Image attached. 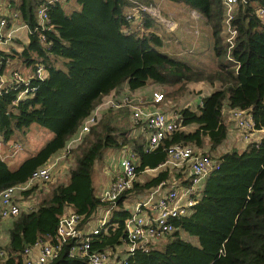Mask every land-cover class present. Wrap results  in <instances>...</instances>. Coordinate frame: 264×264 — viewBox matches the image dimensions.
<instances>
[{
  "label": "trees",
  "instance_id": "1",
  "mask_svg": "<svg viewBox=\"0 0 264 264\" xmlns=\"http://www.w3.org/2000/svg\"><path fill=\"white\" fill-rule=\"evenodd\" d=\"M5 1L31 33L19 52L12 50L2 57L9 59L10 68L17 71L12 65L14 59L26 71L42 64L48 76L43 81L32 80L31 86L36 88L33 97L16 104V90L0 94V137L7 142L15 130L36 124L51 132L53 138L14 171L0 159V192L25 183L36 169L62 151L101 100L118 92L121 85L132 93L149 83L159 84L169 89L162 91L165 99L175 94V87L184 89L187 81L218 82L219 87L202 97L196 110L185 107L165 112L176 117L179 127L149 153L144 152L143 135H133L129 128L117 129L109 121L119 110L108 109L99 115L97 124L70 151L69 158H74L67 182L53 185L34 210L21 211L11 220L9 241L3 248L8 258L0 264H23V249L37 239L53 238L59 219L68 209L85 220L108 209L92 186L93 167L104 149L130 148L139 175L163 165L168 148L174 145L192 147L218 163L219 168L206 176L191 214L174 220L177 230L166 237L168 242L161 249L151 247L147 253L136 251L127 257L128 264H264V139L242 150L215 154L230 131L223 121L225 109L249 111L255 129H264V23L255 14L256 9H264V0H249L235 13L232 26L236 36L230 50L233 61L226 59L225 12L220 0H166L182 4L205 19L214 56H224V62L212 74L159 52L164 42L153 32V20L143 15L132 26L125 19L131 8L127 0H76L80 9L69 15L63 2ZM42 3L47 4L49 30L42 32L46 43H41L39 33L34 32L36 8ZM58 59L65 61L66 71L56 67ZM164 169L144 184L135 183L128 193L149 192L161 182L178 179L184 171ZM189 183L188 177L182 185ZM125 194L95 237L93 251L122 246L124 222L131 213L121 207ZM181 233L194 237L198 244L181 239ZM54 264L88 263L82 258L70 259L62 252Z\"/></svg>",
  "mask_w": 264,
  "mask_h": 264
},
{
  "label": "built area",
  "instance_id": "2",
  "mask_svg": "<svg viewBox=\"0 0 264 264\" xmlns=\"http://www.w3.org/2000/svg\"><path fill=\"white\" fill-rule=\"evenodd\" d=\"M68 0H48L52 2H63ZM131 8L125 13V19L130 24H138L143 15L155 18L168 32L174 31V25L170 21L161 18L159 9L154 2L142 3L139 0H127ZM224 7L223 29L225 42L228 45L226 59L233 61L230 50L233 48L236 30L232 26V20L240 6H246L249 0H220ZM46 3L36 8L37 27L34 32L39 33L41 43H46L43 36L44 31L49 30ZM256 16L261 19L264 9L255 10ZM160 16V17H159ZM194 19L200 16L193 11ZM15 23V25H14ZM23 31L29 36L31 31L19 17L18 12L11 8L5 0H0V94L8 90H16L17 96L13 104L33 97L36 88L31 86V81H43L48 73L42 64H36L35 69L20 73L10 68L11 61L4 59L3 55H9L12 49L10 45L17 41V35ZM142 97L134 98L127 94L113 97L93 111L86 118L79 132L67 143L66 147L56 154L44 166L36 169L30 178L23 184L6 188L0 192V219H13L21 213L19 200L22 194L28 192L36 183L46 184L53 179L54 172L63 162L70 157V151L83 136L88 134L103 110L128 109L130 112L131 126L136 128L135 134H141L146 138L144 152L149 153L157 149L161 142L178 129L175 116L157 109L156 106L165 100L162 92L153 91L148 101ZM225 113L234 121L235 127L240 133L243 144L259 143L264 139V129L256 130L252 116L249 111L238 109H225ZM257 135V136H256ZM254 136L257 138L255 139ZM18 151L19 145H12L11 150ZM12 155H14V152ZM167 160L162 165L169 169H188L190 183L183 186L181 182H161L147 197L137 202L130 216L124 222V239L121 247L109 248L105 251H93V241L107 223L110 212L116 207L117 200L133 188L136 174V163L128 157L118 160V172L111 183L98 196L102 204L108 209L101 212L95 226L89 224L86 219L76 213H67L62 216L57 224L53 238L37 239L32 245L26 246L21 252L23 264H54L62 252L70 259L82 258L88 264H128V256L136 251L147 253L155 243L166 238L177 230L174 220L187 217L191 214L193 207L199 199L202 184L206 176L219 168L218 163L210 157L202 156L197 150L189 146L174 145L167 150ZM160 191L163 194L158 195ZM38 255L34 256V250ZM8 258L6 252L0 247V260Z\"/></svg>",
  "mask_w": 264,
  "mask_h": 264
},
{
  "label": "rangeland",
  "instance_id": "3",
  "mask_svg": "<svg viewBox=\"0 0 264 264\" xmlns=\"http://www.w3.org/2000/svg\"><path fill=\"white\" fill-rule=\"evenodd\" d=\"M63 8H64L65 13L67 15L71 14L74 11H79V9H80L79 5L76 3V0L66 1L63 4ZM151 19L154 22L153 32L158 34V36H161L162 40L168 41V43H166L167 45H169L170 47L174 46L175 45V43H174L175 35L165 32L163 30V27L160 26V23L158 20H156L155 18H152V17H151ZM261 20L264 23V16L261 18ZM172 21H175L173 23H178L177 20L172 19ZM190 22H192V25H193L194 21L190 20ZM195 23L201 24V22H195ZM14 25H15V23H14ZM176 25H178V24H176ZM201 25H202V29L206 28L203 24H201ZM187 28L189 29L188 25H187ZM177 29H176V31H177ZM195 33H196L195 35L200 34V32H198V31H196ZM188 36H189V34H188ZM195 37H197V36H195ZM203 38L206 39V41L208 43H206V46H205L206 51L202 55H200V53L194 54L195 49H185L184 48L183 49L184 53H188V54H184L183 56L182 55L179 56L177 54H174L173 52H171V50L164 49V47L158 48L157 50L159 52L167 54L171 58H174L176 60H179L181 62L186 63L187 65H189L193 69L201 70L203 72L212 74V73H215L219 69V63L224 62V56H221L220 58H216L214 56V51H213L212 37H210V38L209 37L208 38L203 37ZM17 41H19V43L14 42L12 45H10V47L15 49V51L19 52L21 50L22 46L25 44L26 39H24L23 41H21L19 39ZM177 45H178V43L176 44V46ZM12 65L14 66V69H18V72H20V73L26 72V70L23 67H21V65L18 63V61L16 59H14L12 61ZM56 67L58 69H60L61 71H66L65 61L58 59L56 61ZM29 70H31V69H29ZM122 87H124L125 90H127L126 86L121 85L120 88H122ZM183 87H184V89H182V90L180 87L178 90V86L175 87L174 88V91H176L175 94L171 97H167L161 104L157 105L156 108L160 109L164 112H169V111H173L176 108H185V107L190 108L191 110H196L197 106L200 103V99L204 96L209 95L211 92L216 91L219 87V83L214 82L213 84H210L208 81H204V80L199 81L197 83L193 82V81H187L183 85ZM153 91H159V92L163 91L165 93V91L167 92V91H169V89L164 88L163 86H160L159 84L149 83L145 87L139 89L138 92L145 94V95H150ZM129 115H130V113L127 110L115 111V113H113L112 118H109V121L111 122L114 119L113 121H114V124H116L117 129H119V128L120 129H123V128H125V129L129 128L130 129L131 125H130V127L126 126V123L128 122V116ZM116 120H121L122 125H117ZM227 120L229 123H227ZM223 121L226 124L234 123V121L232 120V118L229 116L228 113H224ZM229 129H231L230 126H229ZM228 134H229V132H228ZM233 134L235 137L238 136L240 138V133L237 130V128L235 127V125L233 126ZM256 136H254L255 139L257 138ZM52 138H53V134L51 132H49L48 130H46V129H44V128L36 125V124H33L29 128H27L23 131L15 130L13 132V135L11 136L10 140L7 142L3 141L2 138L0 137V149L4 155L10 156V154L13 151H15V149L10 151L9 148H11V146L13 144L20 146V149H18V151L14 152V155L12 156V158H8L5 160V161H7L9 169L11 171H14L24 161L33 157L35 154H37L46 145V143H48ZM226 145L227 144H225V145L223 144L218 149V151H216L215 154L218 155L221 151L225 152V151H231V150L235 149L234 147H229ZM120 154H121V150L106 148L103 150L100 159L95 163V165L93 167V171H92V186H93L97 196H99L103 191L100 189L102 183L104 182L103 180L105 178H107L108 174L110 175L114 171V169L116 168V163L118 160L117 158H118V155H120ZM215 154L213 153V155H215ZM73 158L74 157L71 155V158H69L67 160V162H64L61 166H59L54 171V172H56V175H53V179L51 181L52 183L48 182V183H46L47 185L44 187L35 186L33 188V190H35V194H34L33 198H38L40 196L44 197L46 195L45 192H48V191L50 192L53 185H55L57 183L64 182L66 177H67L68 170L72 166ZM148 175L149 174H144L143 176H141V177L146 178V179H143L144 180L143 184L149 180L147 178ZM134 196H135L134 192H129V194L126 195V197L123 199V204L125 207H128L129 209H131L133 207V204L136 201V198H134ZM22 201H23V199L21 198L19 200L20 204ZM95 222L96 221L94 220L92 222V224L94 225ZM1 223L2 222H0V224ZM6 224H8L7 221H6ZM0 234H1L0 237H4V234H2V233H0ZM180 237H181V239L188 241V242L192 243L193 245L198 244L197 240L194 237H191L185 233H181ZM6 242L7 241L4 239L0 240V244L3 246L6 244ZM166 242H168V238L161 239L160 241L155 243V247L157 249H161L166 244Z\"/></svg>",
  "mask_w": 264,
  "mask_h": 264
},
{
  "label": "crops",
  "instance_id": "4",
  "mask_svg": "<svg viewBox=\"0 0 264 264\" xmlns=\"http://www.w3.org/2000/svg\"><path fill=\"white\" fill-rule=\"evenodd\" d=\"M141 1H143V2L144 1L145 2H154V5L158 7L160 15H161V18L163 20L170 21L172 23V22H175V21H172V19H173V20H177V22H178V23H172L175 26L174 27L175 29H174L173 32H168L167 30H165V27L162 24H160V26L163 27V30L165 32L175 35V37H174L175 45L172 46V47H170L169 45L166 44V43H168V41L163 40L164 49H169V50H171V52H173L174 54H177L179 56H181V55L183 56L184 54H188V53H184V51H183L184 48L185 49H195V51H194L195 53L194 54H199L200 53V55H202L206 51L205 46H206V43H208V42L203 37H205V38L209 37L210 38L211 34H210L209 27L205 23V19H202L201 16H200V19L199 18L194 19L193 16H192L193 10L189 9L188 7H186V6L182 5V4L171 3V2H168L166 0H141ZM190 20L194 21L193 25H192V22H190ZM195 22H201V24H203L206 28L202 29V25L198 24V23H195ZM176 24H178V25H176ZM131 25L133 26L135 24L133 23ZM187 25H188L189 29L187 28ZM176 29H177V31H176ZM196 31L200 32V34L195 35ZM188 34H189V36H188ZM195 36H197V37H195ZM19 39L21 41L26 39L25 44L28 42V38H27V36L25 35V33L23 31L19 32L17 40H19ZM14 42L15 43H19V41H14ZM177 43H178V45L176 46ZM25 70H26V68H25ZM138 91L139 90H136V91L130 93L128 90H125V88L122 87L121 90H118V92H115L112 95L110 94L109 96L104 97L101 100V102L98 104V106L101 105L102 103H104L105 101L111 99V97H116V96H120V95H123V94H127V95H129L131 97H134V98L142 97V98L145 99L144 101H148V99L150 98L151 94L150 95H145V94L139 93ZM122 110H127L129 112L128 109H122ZM105 111H107V110H103L102 112H105ZM113 120L111 121V123H114ZM116 122H117V125H122V121L121 120H116ZM131 123L132 122L130 121V115H129L128 116V122L126 123V126L130 127ZM227 123H229L228 120H227ZM229 126H230L231 129H229L230 131H229L227 140L224 143V145L227 144L226 146H229V147H234L236 149H241V150L244 149L246 145L242 143L241 138H239L238 136L235 137L234 134H233V125L229 124ZM130 129L132 130V133L134 135L136 133V128L134 126H131ZM9 149L11 151V148H9ZM60 152H58L57 154H59ZM12 156H13L12 153L10 154V156L9 155H4L2 153V151H1V149H0V159L2 161H4L6 164H7V161H5V160L8 159V158H12ZM122 157H128V158H131L134 161L136 160V158H135L134 154L131 152L130 148L121 149V154L118 155L117 159L119 160ZM118 160H117L116 168L114 169V171L110 175L108 174V177L103 180L104 182L102 183V185L100 187L101 190H104L111 183V181H113V179L115 178L116 173L118 172ZM65 162H67V161H65ZM7 166H8V164H7ZM182 169H184L183 173H181L182 176L179 177L176 180L171 179L170 181H168L170 184L172 182H177L178 184H180L179 182H181V184H182V182L184 180L188 179V177H189L188 169H186V168H182ZM161 170H165L164 167H162V165L158 169L147 170V171H144V172L140 173L135 178L134 184L135 183L143 184V181H144L143 179H146V178L141 177V176H143L144 174H149L147 178L151 179ZM179 171H180V168L175 169L173 172L177 173ZM171 174H173V173H171ZM54 175H56V173ZM66 182H67V177H66L65 181L62 182V183H66ZM134 184H133V186H134ZM46 185L47 184H42V183L38 182V183L34 184L31 188H33L35 186L44 187ZM153 190L154 189H151L149 192H146V191L134 192L132 190L131 192L135 193L134 198H136V201L134 202L133 207H134V205L137 202H140V201H142L145 198L147 199V197L149 196V194ZM48 192H45V193L47 194ZM94 192H95V190H94ZM34 194H35V190H33V191H31L30 193H27V194L26 193L22 194L21 198L23 199V201L21 202V211H23V212L32 211L38 206V204H39V202H40L42 197L40 196L38 198H33ZM128 194L129 193L126 192L125 197ZM161 194H163V191H160V193L157 194L156 197L158 195H161ZM95 195L97 196L96 192H95ZM121 207L123 209L125 208L129 212H131L132 209H133V207L131 209H129L128 207H125L124 204H123V200L121 202ZM71 212L72 211L70 209H68L66 213H71ZM100 216H101V211L96 212L94 215H92L90 217L89 224L91 226H95L96 222H95L94 225L92 224V222L94 220L96 221L97 218H99ZM11 220L12 219H6V220H1L0 221V222H2L0 224V233L4 234V237H0V240L4 239V240L7 241L4 246L0 244V247L2 249L7 245L8 241H9L8 231H9V228L11 226ZM6 221L8 222V224H6ZM0 236H1V234H0ZM37 255H38V250L36 249V250H34V256L33 257H36ZM1 262H3V261L0 260V263Z\"/></svg>",
  "mask_w": 264,
  "mask_h": 264
}]
</instances>
